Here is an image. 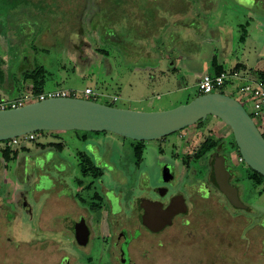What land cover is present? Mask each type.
<instances>
[{
    "label": "rangeland",
    "instance_id": "rangeland-1",
    "mask_svg": "<svg viewBox=\"0 0 264 264\" xmlns=\"http://www.w3.org/2000/svg\"><path fill=\"white\" fill-rule=\"evenodd\" d=\"M236 7L249 15L244 31L222 24L227 21L223 12ZM217 31L229 39L225 53ZM172 32L179 40L173 60ZM205 53L212 54L207 63L224 59L222 70L228 74L235 63L244 64L242 75L264 72V0H0V72L5 81L0 100L33 93L22 71L42 67L43 91L68 89L86 99L84 89L91 88L95 96L88 98L98 103L141 112L168 110L197 96ZM243 85L229 77L219 91L242 102ZM34 135L14 158L5 160L0 154V264H62L64 254L81 264H96L98 226L88 222L94 245L89 262L63 230L64 209L61 214L53 203L66 186L73 194L78 191L84 203L91 200L94 189L81 190L72 181L91 180L77 166V152L85 153L88 164L102 170L104 182L121 196L139 182L160 184L162 165L172 164L175 183L169 189L187 197L188 184L205 179L210 168L207 157L189 163L210 136L219 140L216 146L222 145L233 167L241 207L230 205L220 193L218 200L195 203L188 225L175 222L162 233L161 246L155 240L152 247L136 246L143 255L138 262L264 264V182L248 176L251 169L239 161L230 127L218 118L209 116L161 139L138 141L139 162L134 141L112 132Z\"/></svg>",
    "mask_w": 264,
    "mask_h": 264
},
{
    "label": "water",
    "instance_id": "water-1",
    "mask_svg": "<svg viewBox=\"0 0 264 264\" xmlns=\"http://www.w3.org/2000/svg\"><path fill=\"white\" fill-rule=\"evenodd\" d=\"M218 118L230 127L241 159L264 177V137L250 114L235 98L214 92L198 95L186 104L163 111H133L76 97H55L0 110V142L35 132L108 131L133 141L161 139L204 121ZM219 189L235 207H241L236 188L227 181L224 159L214 161ZM141 222L150 231L165 227L179 212L183 200L172 198L162 208L157 202L144 201ZM85 227V226H84ZM77 241L85 244L86 239Z\"/></svg>",
    "mask_w": 264,
    "mask_h": 264
},
{
    "label": "flooded vegetation",
    "instance_id": "flooded-vegetation-1",
    "mask_svg": "<svg viewBox=\"0 0 264 264\" xmlns=\"http://www.w3.org/2000/svg\"><path fill=\"white\" fill-rule=\"evenodd\" d=\"M222 149L220 144V146H215L204 156L208 158L210 168L205 174V179L200 180L198 184H188L186 189V192H188L187 197L184 193L169 189V184L175 183V169L172 164L164 163L162 165V182L160 184L151 187L145 182H139L137 187H132L131 190L126 191V194L124 193L122 196L119 190L110 189L108 184L104 182L102 170L87 165V168H85L87 173H84V176L90 177L91 180L84 184L77 178L72 177V181L78 184L76 188H81V190L94 189L90 197L91 200L88 203H84V198L81 194L78 191L73 194L68 186L65 187L64 194L60 197H54L56 199H54L55 201L53 200L55 207L59 209L61 214V210L64 209L62 225L63 230H66V236L68 238L72 237L75 245L85 252L87 260L90 262V253L94 245L93 241L90 242L91 229L88 222H92L98 226L96 241L101 245V248L96 251V254H99L96 264H139L138 259L142 258L143 255L141 257L138 255L136 246L141 242L143 245L147 243V245L149 244L152 247L154 245L152 241L154 240L157 246H161L163 243L162 233L174 225L175 222L179 226L188 225L190 217L194 214L195 203L210 198L218 200L220 199L218 193H220L226 202L232 205L219 189L213 167L215 160L223 158L224 169L228 172L227 181L233 186V167L228 162V157ZM79 153L85 159H88V157L83 152L76 153V158L79 159L77 166L81 168ZM194 160L195 158L192 155L189 163ZM208 173H212L213 178ZM93 183L97 185L93 186ZM211 187H214L213 191ZM51 189L53 190V188H50L49 193L50 191L52 192ZM172 198H181L183 200V207L179 206V209H184L183 212L175 214L171 221L157 232L150 231L142 224L141 216L144 214L142 204L144 201L157 202L161 204L162 208H165ZM76 233L81 241L86 239L85 244H80L77 241ZM61 260H64L62 264H81L77 259L71 260L70 255L64 254Z\"/></svg>",
    "mask_w": 264,
    "mask_h": 264
},
{
    "label": "built area",
    "instance_id": "built-area-1",
    "mask_svg": "<svg viewBox=\"0 0 264 264\" xmlns=\"http://www.w3.org/2000/svg\"><path fill=\"white\" fill-rule=\"evenodd\" d=\"M229 77L239 79L244 81V85L241 88V92L243 93V101L240 102L243 107L246 109L249 108L252 111L251 118H256L259 121L260 127L262 125L264 119V80L260 78L258 75H247L241 74L239 69H234L231 74H228L225 71L220 72H206L199 79L198 86V94H209L214 92H220L219 90L225 85L227 79ZM84 94L87 96L86 99L95 101L93 99H89V96H95L93 90L91 88H85ZM55 97H76L74 94L68 89H54L43 91L38 94L26 93L23 97H17L15 99L10 100H0V110L3 109H11L24 106L28 103L41 101L47 98H55ZM254 120V119H253ZM255 122V121H254ZM262 129V127H261ZM35 139L34 133L25 134L22 136H18L16 138H12L10 140L3 141L2 149L10 148L13 149L15 147L20 146L22 143L29 142ZM239 161H242L241 157Z\"/></svg>",
    "mask_w": 264,
    "mask_h": 264
},
{
    "label": "trees",
    "instance_id": "trees-1",
    "mask_svg": "<svg viewBox=\"0 0 264 264\" xmlns=\"http://www.w3.org/2000/svg\"><path fill=\"white\" fill-rule=\"evenodd\" d=\"M0 64H2V59H0ZM238 67V66H237ZM236 67V68H237ZM222 71V69L220 67L216 68V72H220ZM23 74V78L25 81L29 82L32 85V92L33 94H38L43 92L42 89V85L45 82V78H46V72L44 71V69L42 67H36L33 68L31 70H23L22 71ZM260 78H262L264 80V72H258L256 73ZM3 74L0 72V83L3 82ZM220 93L224 94L223 92L220 91ZM199 94H197L198 96ZM232 97V96H231ZM204 121H198L196 124H201ZM258 127V126H257ZM94 133V132H93ZM98 133V132H95ZM262 136L264 137V132H261ZM219 140H216L214 138H212L211 136L204 139L199 146L196 148V150L194 151L193 157L195 158V161L200 160L202 157H204L209 151H211L217 144H218ZM132 146V151L134 154L135 159L137 160V162H139L140 160V156L142 153V144L138 141H134L131 144ZM236 146V143H235ZM237 147V146H236ZM2 152V156L5 160H9L11 158H14L16 151H13L10 148H4L1 150ZM237 152L239 153L238 149ZM80 155V165L81 168L84 170V173L86 174V166L89 165V160L85 159L81 156V153H79ZM240 155V154H239ZM248 176L255 178L257 181L259 182H264V177L261 176L260 174H258L255 171H250L248 173Z\"/></svg>",
    "mask_w": 264,
    "mask_h": 264
},
{
    "label": "crops",
    "instance_id": "crops-1",
    "mask_svg": "<svg viewBox=\"0 0 264 264\" xmlns=\"http://www.w3.org/2000/svg\"><path fill=\"white\" fill-rule=\"evenodd\" d=\"M229 12H230V14H226V10L223 12V15L222 16H226L227 21H222V24H224L226 22V23H228L230 25V27L232 26V27H235V28H237V29H239L241 31H244L245 28H246V25H248V21L247 20H248L249 15L247 14V12L245 10L239 8V7H236V8L232 9ZM214 35H217V37L220 38V41H221L220 43H221V45L223 47V51L225 53V51L227 50V46L229 44V39L224 35V33H222V31L221 32L220 31L219 32L217 31V32L214 33ZM170 39L171 40L169 42V45H170V50H171L170 52H171V59H172V58H174V45L175 44L177 45V43L179 44V40H177V41L175 40L174 33L173 32L171 34ZM201 56H202L201 58L204 61L202 63V70H201V74L199 76L200 78L206 72H216V68L217 67H220L221 69H223V64H221V63L225 62L224 59H219V60L217 59L218 60V62H217L218 65H217L216 62H214V64H213V63H210L209 61L207 63V61H206L209 58H212L211 57L212 54H210V56H209L207 53H205V55L202 54ZM173 63H174V61H172V65H173ZM243 67H244V64L243 63H235V65H234V69H239L240 70ZM256 73H258V72H256ZM256 73L255 74H247V75H257ZM0 85L1 86L2 85L4 86L5 85V81L3 80V82L0 83ZM262 125H261V127H264V119H263ZM261 130L264 132V129H261ZM42 133H43L44 136H50V137H53V136L56 135V132H52V133H48V134L46 132H42ZM20 146H18V147H20ZM18 147L13 148L12 150L13 151H17V148ZM1 150H2V148L0 147V151ZM0 154L2 156V152H0ZM76 160H77V163H79V159L76 158ZM57 211H59L58 208H57Z\"/></svg>",
    "mask_w": 264,
    "mask_h": 264
}]
</instances>
